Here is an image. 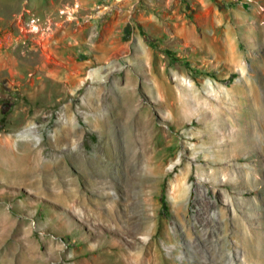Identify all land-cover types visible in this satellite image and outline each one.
<instances>
[{"label": "rangeland", "instance_id": "374dc122", "mask_svg": "<svg viewBox=\"0 0 264 264\" xmlns=\"http://www.w3.org/2000/svg\"><path fill=\"white\" fill-rule=\"evenodd\" d=\"M34 1L0 0V264H264V0Z\"/></svg>", "mask_w": 264, "mask_h": 264}, {"label": "crops", "instance_id": "0c3cea01", "mask_svg": "<svg viewBox=\"0 0 264 264\" xmlns=\"http://www.w3.org/2000/svg\"><path fill=\"white\" fill-rule=\"evenodd\" d=\"M41 1L44 2V6L40 9V12L48 9L56 13L62 8L60 5H62L63 0H39L38 2ZM33 2L36 1L29 0V3ZM74 2L76 3L75 8H79L80 13L78 15L82 16L86 9L88 17L101 27L114 22L120 23L126 28L128 23L126 21V11L128 9L131 12L137 11L140 28L148 33H158L165 30V21L164 18H161L162 16H167V26L175 29L176 14H179L180 10L191 16L196 12L203 14L212 11V8L217 9V4L213 0H74ZM55 17L63 18L57 14ZM46 19L52 20L51 17Z\"/></svg>", "mask_w": 264, "mask_h": 264}, {"label": "bare ground", "instance_id": "6f19581e", "mask_svg": "<svg viewBox=\"0 0 264 264\" xmlns=\"http://www.w3.org/2000/svg\"><path fill=\"white\" fill-rule=\"evenodd\" d=\"M108 225H110V224H107V226ZM132 228V227H131ZM171 250V249H170ZM187 250V249H186ZM185 252H187V251H185ZM201 251H199V253H200ZM198 253V252H197ZM172 254H174V253H172ZM187 255V254H186ZM199 255V254H198ZM174 256H175V254L173 255V258H174ZM201 256V255H200ZM172 257V256H171ZM171 257L169 256V258L171 259ZM125 258H127V256L125 255ZM127 263H128V261H127ZM129 264V263H128Z\"/></svg>", "mask_w": 264, "mask_h": 264}, {"label": "trees", "instance_id": "16d2710c", "mask_svg": "<svg viewBox=\"0 0 264 264\" xmlns=\"http://www.w3.org/2000/svg\"><path fill=\"white\" fill-rule=\"evenodd\" d=\"M161 202H162L164 208L166 209V207H165V199H164V197H161Z\"/></svg>", "mask_w": 264, "mask_h": 264}]
</instances>
